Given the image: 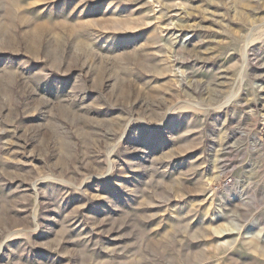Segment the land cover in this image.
<instances>
[{"label": "rangeland", "instance_id": "rangeland-1", "mask_svg": "<svg viewBox=\"0 0 264 264\" xmlns=\"http://www.w3.org/2000/svg\"><path fill=\"white\" fill-rule=\"evenodd\" d=\"M0 264H264V0H0Z\"/></svg>", "mask_w": 264, "mask_h": 264}]
</instances>
